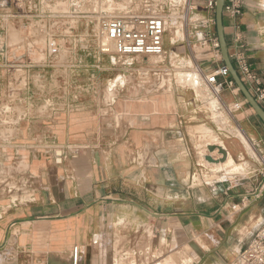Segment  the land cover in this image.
Wrapping results in <instances>:
<instances>
[{"label":"crops","instance_id":"obj_1","mask_svg":"<svg viewBox=\"0 0 264 264\" xmlns=\"http://www.w3.org/2000/svg\"><path fill=\"white\" fill-rule=\"evenodd\" d=\"M9 1L0 11V264H72L76 247L79 264H165L183 247L169 264H236L264 223V195L232 207L264 176L227 179L206 156L221 158L208 151L220 140L244 164L243 144L225 128L253 140L254 119L262 123L245 105L223 110L243 103L236 87L219 102L200 81L220 65L211 48L191 52L167 39L165 59H146L150 81L131 83L124 71L100 110L99 71L110 62L85 50L91 3L55 0L36 20L26 8L38 0ZM99 1L101 10L130 8ZM224 26L230 56L241 52L264 86V0H245ZM46 97L56 104L41 105Z\"/></svg>","mask_w":264,"mask_h":264},{"label":"built area","instance_id":"obj_2","mask_svg":"<svg viewBox=\"0 0 264 264\" xmlns=\"http://www.w3.org/2000/svg\"><path fill=\"white\" fill-rule=\"evenodd\" d=\"M54 1L38 0L29 3L26 8L27 16L36 20L43 18V15L47 14L44 9ZM71 1L75 5H80L81 2L91 3L90 11L85 14L89 29L85 50L94 49L99 56L107 57L111 65H115L117 58L123 63L132 64L138 58L165 59L167 39L174 47L184 45L191 52L203 51L209 46L212 58L208 55L210 61L220 65L207 75L203 73L200 81L204 82L213 98L219 102L226 88L236 87L228 68L223 64L220 44L216 33L213 32L216 0H127V6L130 8L118 13L101 10L105 2L99 0ZM9 5V0H0V11ZM244 7L245 0H226L224 14L237 19L243 14ZM239 40V35H236V42ZM200 56L208 59L207 54L203 55L202 52ZM230 57L242 81L264 108V86L250 63L238 51ZM152 75L153 70L146 67L142 68L137 76L145 84L150 81ZM245 104L243 102L231 108L222 107L227 113H232L240 110ZM10 108V105L3 107L2 112L9 114L12 112ZM255 147L256 145L254 149ZM62 162V151L55 152V163L61 165ZM262 172L264 176V160ZM263 195L264 180L252 192L244 195L240 204L232 207L233 212L248 208L252 200H259ZM79 261L80 248L76 247L72 253V264H79ZM236 264H264V223L249 247L238 256Z\"/></svg>","mask_w":264,"mask_h":264},{"label":"rangeland","instance_id":"obj_3","mask_svg":"<svg viewBox=\"0 0 264 264\" xmlns=\"http://www.w3.org/2000/svg\"><path fill=\"white\" fill-rule=\"evenodd\" d=\"M64 2V1H63ZM61 5V4H60ZM63 7L64 5H67V3H63L62 4ZM59 6V4L57 5ZM66 10H68V8L66 7ZM73 26H77L75 20L71 21ZM86 40V39H84ZM189 54V52H187ZM143 58H138L136 62H134V64H132L131 66H127L125 65L126 63H123L122 60L119 61V59H116V65L111 66V64H106L103 68H101V70L99 71L100 75L98 76V78L100 79L99 84L97 85V89H98V94H97V99L100 103V110L104 109L103 107V102L105 101L103 99L104 94L108 91V87L111 83V80L115 79L116 77H118L116 79V81L111 83V86L114 87L118 82H122L123 84V78L120 75L124 74V71L127 72V77L129 82L133 83L136 82L137 78H138V73H140L142 71V68L147 66V61L146 59L142 60ZM157 58H149L150 62H154L156 61ZM168 61V60H167ZM189 61V60H188ZM191 66H193V63H190ZM179 69V68H176ZM177 73L181 74L183 73V70H176ZM111 74H115L114 76H111V78H108L109 75ZM196 73H191L189 72L187 75L189 77L194 76ZM84 76V75H83ZM105 80V82L103 83L102 81ZM89 83H84L81 84L80 86L82 87L83 90H87ZM59 86V84L57 85ZM91 86V83H90ZM134 87V86H133ZM59 87H57L56 89H58ZM63 88V87H62ZM84 94L86 93V91H83ZM60 95L63 97V93H60ZM240 97V96H239ZM88 99V98H87ZM45 101V102H44ZM43 102H41V105H55L56 102H53V100L49 97H46L45 100ZM61 101H63V98H61ZM89 102V99L86 100ZM244 102V99H243ZM246 107V110L252 113L251 108L245 104L244 108ZM225 120V119H224ZM223 120V123H225V121ZM255 123L257 126H254L255 131L253 134V140L252 138H250V136L246 135L245 132H243L242 130H236L235 128H225L227 130V132H229V134L233 136H235L237 138V140L243 144L244 150L243 153L244 155L241 156L243 160H245L246 162L244 164H240L238 163L234 157L229 154L228 158L225 162L223 163H219L216 165V167L223 171L225 173V176L227 179H233L234 175H239L242 176V174H240L239 172H237V170L235 171L233 169V166L230 165V161L229 159L232 157L233 160L235 161L236 165H238L239 169L244 170L247 174L242 176V177H246L249 172H253V171H257L258 174H260L262 172L263 169V160H264V127L262 125H260V123H258L255 119H254ZM225 126V125H224ZM209 132H207L208 135ZM211 135V134H210ZM212 137V135H211ZM243 137H247L248 142L245 141V139ZM235 138V139H236ZM233 138V140H235ZM260 140H263V142H260ZM211 142H216L215 141V137H212V141ZM216 147H221L225 150V144L223 143V141H218L216 142V144H214ZM256 145L255 149L254 146ZM235 148V147H234ZM217 150H215L213 152L214 155H217ZM229 166L234 170L232 171ZM245 167V168H244ZM247 167H249V169L247 170ZM246 169V170H245ZM238 173V174H237ZM263 173V172H262ZM186 247L181 248L179 251H176L174 253H170L165 259L164 262L165 264H169V262L175 257L177 256V254H183L185 251Z\"/></svg>","mask_w":264,"mask_h":264},{"label":"water","instance_id":"obj_4","mask_svg":"<svg viewBox=\"0 0 264 264\" xmlns=\"http://www.w3.org/2000/svg\"><path fill=\"white\" fill-rule=\"evenodd\" d=\"M225 1L226 0H216V9H215V29H216L217 38L220 44L222 61L224 65L228 68L230 75H231V79L234 82L239 93L244 98L245 103L252 109L255 116L259 119V121L264 126V108L261 106V104L257 102L255 97L250 92V90L244 84L236 68L234 67L233 62L230 57L229 47L227 44L226 33H225V26H224ZM187 77L189 76L187 75ZM192 78L196 79L197 76L194 75L192 76ZM215 150L218 151L221 158L214 159L211 155H209V156H206V160L214 164L225 162L228 158V152L221 147L210 146L208 148L209 154H212Z\"/></svg>","mask_w":264,"mask_h":264},{"label":"bare ground","instance_id":"obj_5","mask_svg":"<svg viewBox=\"0 0 264 264\" xmlns=\"http://www.w3.org/2000/svg\"><path fill=\"white\" fill-rule=\"evenodd\" d=\"M88 24V23H87ZM87 30V29H86ZM183 65V64H182ZM199 71H200V69H199ZM192 77V76H191ZM202 130V129H201ZM200 131V130H199ZM201 132H203V130L201 131ZM206 132V133H205ZM205 132H203V133H205V135L207 134V130L205 131ZM244 139H245V141L246 142H248V139H247V137H243ZM229 163H230V165L231 166H233V169L236 171L237 170V172H239L240 174H242V176H244V175H246V172L244 171V170H241V169H239V167H238V165H236V163H235V161L233 160V158L231 157L230 159H229ZM211 164V163H210ZM229 168L232 170V171H234L230 166H229ZM245 168V167H244ZM246 170V169H245ZM238 174V173H237ZM202 244V243H201ZM95 264V263H94Z\"/></svg>","mask_w":264,"mask_h":264}]
</instances>
